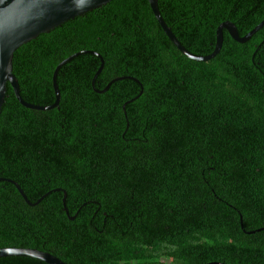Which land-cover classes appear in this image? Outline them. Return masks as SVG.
<instances>
[{
  "label": "trees",
  "instance_id": "trees-1",
  "mask_svg": "<svg viewBox=\"0 0 264 264\" xmlns=\"http://www.w3.org/2000/svg\"><path fill=\"white\" fill-rule=\"evenodd\" d=\"M178 40L207 55L264 0H159ZM0 115V247L68 264H264V26L185 55L148 0H112L21 45ZM116 79L106 91V86ZM24 190L30 204L13 181ZM64 198L65 203L64 204ZM67 209V210H66ZM253 231V232H251ZM0 264H49L29 256Z\"/></svg>",
  "mask_w": 264,
  "mask_h": 264
},
{
  "label": "water",
  "instance_id": "water-1",
  "mask_svg": "<svg viewBox=\"0 0 264 264\" xmlns=\"http://www.w3.org/2000/svg\"><path fill=\"white\" fill-rule=\"evenodd\" d=\"M110 1L112 0H0V115L2 113V107L7 96L8 83H10L13 87L19 101L26 107L45 110L57 107L61 100V92L57 81L58 72L65 63L72 60L81 53H94L102 60V64L93 78V85H95V78L104 68V58L100 53L94 50H82L68 56L57 65L53 74V85L56 93L55 102L48 106L32 104L27 102L21 95L19 80L13 71L14 54L21 45L37 38L41 33L50 32L52 29L62 25L63 23L74 19L79 15H83L88 11H92L95 8H99ZM148 1L155 17L159 21L163 30L166 32L167 36L185 55L197 61L210 60L220 52L224 41L225 29L235 40L244 43L264 26L263 19L248 34L241 36L235 23L229 20L224 21L217 28L216 45L213 52L207 55H197L189 51L178 40L171 27H169V25L166 23L159 9V0ZM115 80L116 79H113L106 86V88L101 90V92L106 91ZM13 182L22 196L30 204H33L29 201L21 186L17 182ZM64 204H66L65 198ZM6 256H29L38 258L49 264H68L49 251L31 247H0V257ZM205 264L229 263L222 261H210Z\"/></svg>",
  "mask_w": 264,
  "mask_h": 264
}]
</instances>
